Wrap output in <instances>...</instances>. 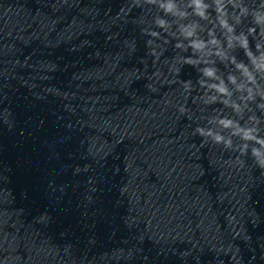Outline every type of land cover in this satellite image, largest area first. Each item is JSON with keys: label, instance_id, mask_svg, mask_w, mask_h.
Here are the masks:
<instances>
[{"label": "water", "instance_id": "95a60500", "mask_svg": "<svg viewBox=\"0 0 264 264\" xmlns=\"http://www.w3.org/2000/svg\"><path fill=\"white\" fill-rule=\"evenodd\" d=\"M134 3L0 0V264H264V175Z\"/></svg>", "mask_w": 264, "mask_h": 264}, {"label": "clouds", "instance_id": "9594fccd", "mask_svg": "<svg viewBox=\"0 0 264 264\" xmlns=\"http://www.w3.org/2000/svg\"><path fill=\"white\" fill-rule=\"evenodd\" d=\"M144 4L156 9L151 24L158 31L149 30V35L162 39L167 34L182 52L191 49L181 60L199 73L200 89L187 81V90L189 95L202 91L201 102L214 113L202 117L206 124L198 125L194 134L240 156L250 155L264 175V0ZM134 6L143 7L140 0ZM179 111L183 114L186 108Z\"/></svg>", "mask_w": 264, "mask_h": 264}]
</instances>
